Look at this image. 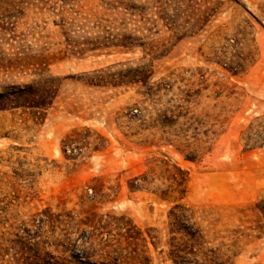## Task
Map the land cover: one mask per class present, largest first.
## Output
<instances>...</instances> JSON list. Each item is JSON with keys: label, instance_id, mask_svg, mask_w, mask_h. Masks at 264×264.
Segmentation results:
<instances>
[{"label": "rangeland", "instance_id": "rangeland-1", "mask_svg": "<svg viewBox=\"0 0 264 264\" xmlns=\"http://www.w3.org/2000/svg\"><path fill=\"white\" fill-rule=\"evenodd\" d=\"M174 259L264 264V0H0V264Z\"/></svg>", "mask_w": 264, "mask_h": 264}, {"label": "trees", "instance_id": "trees-1", "mask_svg": "<svg viewBox=\"0 0 264 264\" xmlns=\"http://www.w3.org/2000/svg\"><path fill=\"white\" fill-rule=\"evenodd\" d=\"M179 251H180V250L178 249V247L176 248V250H174V256H175V258H176V254H178ZM174 260H175V262H176L177 264H179L178 261H177V259H174Z\"/></svg>", "mask_w": 264, "mask_h": 264}]
</instances>
